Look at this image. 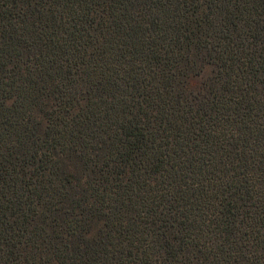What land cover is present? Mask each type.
I'll return each instance as SVG.
<instances>
[{
  "label": "trees",
  "instance_id": "trees-1",
  "mask_svg": "<svg viewBox=\"0 0 264 264\" xmlns=\"http://www.w3.org/2000/svg\"><path fill=\"white\" fill-rule=\"evenodd\" d=\"M0 264H264V0H0Z\"/></svg>",
  "mask_w": 264,
  "mask_h": 264
}]
</instances>
